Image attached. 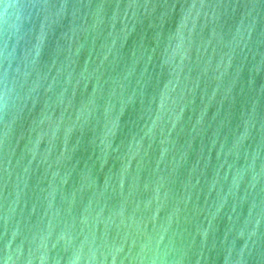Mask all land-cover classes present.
Masks as SVG:
<instances>
[{"label":"water","instance_id":"95a60500","mask_svg":"<svg viewBox=\"0 0 264 264\" xmlns=\"http://www.w3.org/2000/svg\"><path fill=\"white\" fill-rule=\"evenodd\" d=\"M0 264H264V0H0Z\"/></svg>","mask_w":264,"mask_h":264}]
</instances>
